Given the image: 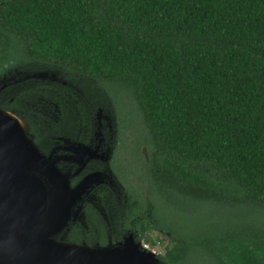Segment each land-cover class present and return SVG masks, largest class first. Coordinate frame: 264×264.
I'll list each match as a JSON object with an SVG mask.
<instances>
[{"label":"trees","instance_id":"16d2710c","mask_svg":"<svg viewBox=\"0 0 264 264\" xmlns=\"http://www.w3.org/2000/svg\"><path fill=\"white\" fill-rule=\"evenodd\" d=\"M39 72L91 83L89 101L111 100L149 146L154 221L140 227L170 234L161 264H264V0H0V82L17 94L0 90V108L45 129L21 102L42 96L59 133L72 92H18Z\"/></svg>","mask_w":264,"mask_h":264},{"label":"flooded vegetation","instance_id":"af4514ba","mask_svg":"<svg viewBox=\"0 0 264 264\" xmlns=\"http://www.w3.org/2000/svg\"><path fill=\"white\" fill-rule=\"evenodd\" d=\"M34 75L38 74L25 75L18 85V92L24 87H33L38 82L51 86L59 84L56 75ZM5 82L0 90H5L11 96V91L16 88ZM61 84L67 91L73 90L72 82L64 81ZM77 90L81 94L77 96L78 100L73 102V97L66 100L67 105L73 109L69 111L71 123L68 122L65 128H60L59 133L58 128L52 132L40 127L31 131L29 123L21 119L42 153L49 155L56 150L54 157L59 158L57 167L63 174L71 176V187L75 188L86 178L94 176L88 191L74 203L69 223L56 239L68 244L95 248L118 246L127 237L133 236L136 242L142 243L150 251L147 244L151 243H147L146 239L154 241V233L163 237L164 231L150 228L143 235V228L140 227L143 222L146 228L152 226L154 221L155 201L148 190V180L144 178L149 146L145 143L138 146L133 142H139L141 135L135 134L138 136L134 137L128 130L122 131L111 100L95 97V104H92L83 90ZM14 100L10 98L9 102L13 103ZM101 102L104 104L101 105ZM59 116L61 120V112ZM49 121L57 123V115L53 113L48 119L41 118L40 123L35 126L45 127ZM134 189H139L136 196L132 193ZM139 197L142 209L132 212L133 203ZM148 222L151 224L148 225ZM161 243L164 244V240Z\"/></svg>","mask_w":264,"mask_h":264},{"label":"water","instance_id":"95a60500","mask_svg":"<svg viewBox=\"0 0 264 264\" xmlns=\"http://www.w3.org/2000/svg\"><path fill=\"white\" fill-rule=\"evenodd\" d=\"M11 114L0 108V264H161L133 236L95 248L58 241L94 176L71 187V176L57 167L56 150L42 153L24 122Z\"/></svg>","mask_w":264,"mask_h":264},{"label":"rangeland","instance_id":"374dc122","mask_svg":"<svg viewBox=\"0 0 264 264\" xmlns=\"http://www.w3.org/2000/svg\"><path fill=\"white\" fill-rule=\"evenodd\" d=\"M40 73H42V72H39V74ZM64 81L68 82V80H64L63 78H60V77L57 76V82L61 86H62L61 83H63ZM3 82L4 81H2V83ZM87 85L92 86L91 83L87 84L86 82L77 79V81L74 84H72L74 91L72 90L71 94L72 95L74 94V96L77 97L78 94L80 93V92H77L78 94L76 93L77 89H80V90H83V91L86 92V90L88 89ZM89 89L91 90V88H89ZM91 92H93V90ZM14 94H15V96L17 95L16 94V90L11 91V95H14ZM72 95L68 96V98L73 97ZM21 102L23 104L22 107L25 108V110H26L24 112H27L29 114L28 116L30 117V119H32V121L34 122L35 125L40 123V119L41 118H44V119L47 118L48 119L50 116H52L53 113H55L57 115V117H58L57 123H54V124H58L60 122V116H59L60 110H59V104L58 103H53L52 101L46 100L42 96H37L35 98H30V97L22 98ZM70 116H71V114H70ZM50 121H49V124L46 125L47 127L45 126V129H47L48 131L51 130L50 127H51L52 123H50ZM156 234L157 233H154V235H153L154 238H155V240H154L155 243L147 244V245L149 246L150 250H153V251L156 252L157 256H164L165 253H166V247H170L171 246L170 234L168 232H165V231H164V236L163 237L160 236L159 234H158L159 235V237H158V236H156ZM161 240H164V244L161 243Z\"/></svg>","mask_w":264,"mask_h":264},{"label":"snow or ice","instance_id":"6c2138e0","mask_svg":"<svg viewBox=\"0 0 264 264\" xmlns=\"http://www.w3.org/2000/svg\"><path fill=\"white\" fill-rule=\"evenodd\" d=\"M3 132H2V129H0V134H2Z\"/></svg>","mask_w":264,"mask_h":264},{"label":"bare ground","instance_id":"6f19581e","mask_svg":"<svg viewBox=\"0 0 264 264\" xmlns=\"http://www.w3.org/2000/svg\"><path fill=\"white\" fill-rule=\"evenodd\" d=\"M12 116L14 115V114H11Z\"/></svg>","mask_w":264,"mask_h":264}]
</instances>
